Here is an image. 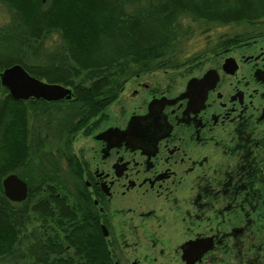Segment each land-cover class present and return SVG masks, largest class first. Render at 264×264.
Segmentation results:
<instances>
[{
	"label": "flooded vegetation",
	"instance_id": "af4514ba",
	"mask_svg": "<svg viewBox=\"0 0 264 264\" xmlns=\"http://www.w3.org/2000/svg\"><path fill=\"white\" fill-rule=\"evenodd\" d=\"M248 39L246 54H194L184 65L127 77L118 93L137 86L141 98L132 104L133 88L113 115L106 104L67 132L58 120L74 85L58 83L68 99L22 100L44 102L27 109L29 142L35 133L44 138L38 153L29 149L31 172L44 167L58 178L44 185L60 188L54 197H31V210L39 199L46 208L43 230L56 231L43 239L64 242L72 234L84 248L102 249L109 264L257 263L264 248V32ZM39 114L50 117L47 125ZM76 134L82 140L74 149ZM29 234L34 242L33 227ZM66 252L63 244L61 260Z\"/></svg>",
	"mask_w": 264,
	"mask_h": 264
},
{
	"label": "trees",
	"instance_id": "16d2710c",
	"mask_svg": "<svg viewBox=\"0 0 264 264\" xmlns=\"http://www.w3.org/2000/svg\"><path fill=\"white\" fill-rule=\"evenodd\" d=\"M10 12L0 27V71L20 64L30 75L46 82L70 84L73 98L69 110L58 120L65 132L75 121L97 113L113 100L124 80L140 71L177 66L181 54L178 42L192 33L191 23L248 24L264 27V0H0ZM56 33L59 43L43 50L47 36ZM243 31L220 37L200 54L230 50L252 36ZM9 46H11L9 48ZM208 46V44H207ZM37 54H48L37 63ZM81 81L73 84V77ZM86 82V85H82ZM67 103V101H65ZM44 102L12 99L0 85V257L12 253L30 212L45 216L46 208L37 200L27 207L31 196L60 192L44 185L58 181L44 167L31 172L30 148L38 153L44 138L35 133L29 142L27 109L44 107ZM72 105V107H70ZM47 125L49 116L39 114ZM67 139V138H66ZM14 172L25 180L27 196L14 207L2 193L1 179ZM56 202V198H54ZM30 211V212H29ZM36 235L38 231H35ZM59 237V234H58ZM28 254L31 264H109L102 249H86L69 234L64 242L37 237ZM53 242V243H51ZM68 244L61 260L62 245Z\"/></svg>",
	"mask_w": 264,
	"mask_h": 264
},
{
	"label": "rangeland",
	"instance_id": "374dc122",
	"mask_svg": "<svg viewBox=\"0 0 264 264\" xmlns=\"http://www.w3.org/2000/svg\"><path fill=\"white\" fill-rule=\"evenodd\" d=\"M9 15H10L9 10L2 3H0V27H3L9 21ZM190 26L192 29L191 35H189L182 41L178 42V44L175 47L176 50L179 49L181 52V54L176 55L179 57L178 58L179 62H181L177 66L184 65L187 61L190 60L189 58H191L194 54H200L201 51L203 49L208 48L209 45L210 46L215 45V43L217 42V39L220 37L231 36L232 34L243 32V31H252L254 33L264 32L263 26L260 27V25H258L256 27V26H252V25H248L244 23L227 24V25L209 24L205 26L206 28H203L204 27L203 24L191 23ZM254 33H252V35ZM244 42H245L244 44H240L239 42L238 44L234 45V47H232L230 50H225V49L223 50L224 52L230 51V54H241V53L246 54L250 51L249 45L251 42H250V39H247ZM58 43H59V37L58 35H56V33H53L50 36L48 35L47 38L44 40L43 50L46 51L50 47H51V50H53L52 49L53 46ZM10 47L11 46H9V48ZM206 54H216V53L213 52V53H206ZM46 55L48 54H37L36 60L28 58V62L29 60H33V61H36L37 63H41V61H46L44 60V58H46L45 57ZM156 75L159 76L157 73L152 74L150 77L147 76L145 83L153 81L154 76ZM40 80L44 81V79H40ZM71 80L73 84L80 82L81 75L80 77H73ZM66 85H70V84H66ZM82 85H86V82L83 83ZM133 88L139 90V92L136 94V96L133 99H129L130 101L134 100L132 104L135 103L137 98H141V96L145 94L144 89L138 88L137 86L129 87V85H126L125 90L122 93H118L116 97L107 104V107L103 111L104 112L107 111L109 112V115H113L115 113L114 110L117 105L127 102L126 98L130 93L133 92ZM129 105H130L129 107H131V104ZM81 140L82 138L79 134H76L74 136L73 142H72L74 149ZM31 200L32 199L30 198V201L27 203L28 208H29V203L31 202ZM33 214H34L33 212H30L27 223L25 224L23 231L20 232L18 241L16 245L14 246L12 253L9 255L0 257V264H31L33 263V260H34L33 257H31L28 254L29 246H33L36 240H40L37 237H41L42 235V238H43L45 233L52 235L54 234V232H56L54 230H51V231L43 230L41 226V223H43V221L41 220L40 217L34 218ZM36 221H38L39 224L38 223L36 224ZM32 227H33L34 235H35V238H33L34 242L32 241V238L29 234V231L31 230ZM35 231H38L37 235ZM255 264H264V248L262 251L258 252V260H257V263Z\"/></svg>",
	"mask_w": 264,
	"mask_h": 264
},
{
	"label": "water",
	"instance_id": "95a60500",
	"mask_svg": "<svg viewBox=\"0 0 264 264\" xmlns=\"http://www.w3.org/2000/svg\"><path fill=\"white\" fill-rule=\"evenodd\" d=\"M0 85L14 100L28 98L54 101L70 97L69 89L58 83L42 81L30 75L20 64L12 63L0 71ZM3 195L10 201L20 202L26 197L27 187L24 180L14 173H8L1 179Z\"/></svg>",
	"mask_w": 264,
	"mask_h": 264
}]
</instances>
